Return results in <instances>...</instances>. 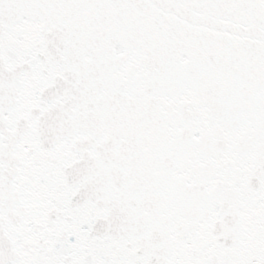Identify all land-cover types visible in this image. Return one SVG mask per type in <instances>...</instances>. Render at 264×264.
<instances>
[{
	"label": "snow or ice",
	"instance_id": "1",
	"mask_svg": "<svg viewBox=\"0 0 264 264\" xmlns=\"http://www.w3.org/2000/svg\"><path fill=\"white\" fill-rule=\"evenodd\" d=\"M0 264H264V0H0Z\"/></svg>",
	"mask_w": 264,
	"mask_h": 264
}]
</instances>
